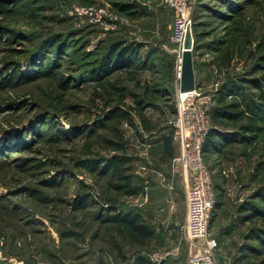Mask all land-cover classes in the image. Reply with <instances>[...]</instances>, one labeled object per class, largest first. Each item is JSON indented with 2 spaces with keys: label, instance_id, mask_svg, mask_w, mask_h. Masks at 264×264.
Instances as JSON below:
<instances>
[{
  "label": "rangeland",
  "instance_id": "374dc122",
  "mask_svg": "<svg viewBox=\"0 0 264 264\" xmlns=\"http://www.w3.org/2000/svg\"><path fill=\"white\" fill-rule=\"evenodd\" d=\"M117 2L0 0V264H157L152 254L177 247L179 255L162 264H187L184 219L169 229L168 239L158 227L160 235L145 250L125 244L99 223L117 196L99 168L116 156L129 161L141 186L137 196L119 197L120 210L139 209L136 200L147 183L149 192L154 188L152 179L158 177L165 180L161 186L170 199L176 192L182 196L169 212L171 221L184 217L181 173L174 158L164 160L158 143L170 134L177 111L175 93L158 87L176 80L174 15L159 0L151 5L130 0L142 6L136 15L119 12ZM76 5L107 10L118 18V29L74 17ZM193 14L202 92L215 102L227 84L248 103L261 90L243 81L264 86V0H194ZM116 31L158 50L156 66L138 72L133 83L126 72L94 82L89 70ZM122 112L128 119L120 117ZM207 164L219 203L210 216L219 241L217 264H264V216L241 211L255 204L264 213L259 197L264 194V128L252 144H232L208 155Z\"/></svg>",
  "mask_w": 264,
  "mask_h": 264
},
{
  "label": "trees",
  "instance_id": "16d2710c",
  "mask_svg": "<svg viewBox=\"0 0 264 264\" xmlns=\"http://www.w3.org/2000/svg\"><path fill=\"white\" fill-rule=\"evenodd\" d=\"M115 6L122 14L131 15H136L134 13L139 11L142 7L141 4L137 2H130V0H118ZM195 22L194 16V28H196ZM111 33V42L106 46H102L103 51L101 56H98L100 59L97 58L98 60L96 59L94 62L95 66L93 69L89 70V76L92 81L101 83L102 81L111 78L118 72H126L127 75L132 76L133 83L135 82L134 77L138 78L139 76L138 72L149 71L156 66L154 63V57L159 54L158 50H156L158 53L155 55L156 52L150 50L148 46H145V44L127 40V38L123 37L125 34L122 31ZM193 36V54H195L198 51V35L194 32ZM160 57V55L157 56V59ZM160 59H162V57ZM163 63L167 62L164 61ZM161 66L167 70L169 68V65L163 64ZM243 83L251 84L257 89H260V94H255V96H253L250 101L246 103V101L241 100L239 94L237 91L233 90L232 86H228L227 84L224 85L221 93L215 99L214 106L210 112L212 128L209 131L204 144V159L206 163L208 155L220 152L232 144L239 143L243 145H250L258 139L259 135L263 131L264 86L261 82L251 79H245ZM158 84L159 90L161 91L163 89L164 94H172L176 91L173 83L171 84L167 80ZM230 84L234 85V82H230ZM197 87H201V84L198 82ZM233 96H236L237 98L230 101L229 99H233ZM138 103L141 111L146 109V106L142 101L139 100ZM119 115L124 120L128 119V115L125 112H122ZM243 120H246L245 124L239 125V123ZM228 123H233L239 126L237 129L236 127L230 128ZM230 130L231 132L228 133ZM158 143L161 147V151L163 152L164 160H172L176 154V146L173 141V128L171 129L170 134L163 136ZM99 169L100 174L109 177V189L117 194L115 198H111V200H109L111 207L110 214L100 216L99 223L104 227H108V229L112 232H115L125 244L130 245L137 250H145L150 241L158 237L156 227L145 219L144 209H130L128 211H122L118 207L120 203L119 197L137 196L141 192L139 182L131 173L129 161L123 157L116 156L109 161L105 168ZM259 197L264 202V194H261ZM217 206H219V203L215 204L213 210L217 208ZM241 211H251L253 213L252 217H256L258 215L261 216L262 214V216H264V213L258 212V208L255 204H247ZM211 225L210 219V229L212 227ZM263 237L264 235H262V238ZM114 248L121 258L125 257L116 241H114ZM137 264L151 263L147 260H141L138 261Z\"/></svg>",
  "mask_w": 264,
  "mask_h": 264
},
{
  "label": "built area",
  "instance_id": "2783aa9c",
  "mask_svg": "<svg viewBox=\"0 0 264 264\" xmlns=\"http://www.w3.org/2000/svg\"><path fill=\"white\" fill-rule=\"evenodd\" d=\"M161 4L173 11V42L177 45L179 54L181 46L185 45L188 32L193 34L194 0H161ZM71 14L105 26L107 30H117L119 27L118 18L109 15L103 8L76 5ZM175 100L177 111L172 128L178 153L173 163L175 170L181 173L185 186L186 215L183 232L188 246L187 264H217L219 241L210 229V216L216 197L213 174L204 159V144L212 128L210 112L214 100L200 88L188 93L178 90ZM163 183L165 180H162ZM144 192L136 200V208L144 209L150 201L148 183ZM168 203L172 204L173 200L169 199ZM179 253L180 248L177 247L169 252L154 253L150 257L154 263L162 264Z\"/></svg>",
  "mask_w": 264,
  "mask_h": 264
},
{
  "label": "crops",
  "instance_id": "0c3cea01",
  "mask_svg": "<svg viewBox=\"0 0 264 264\" xmlns=\"http://www.w3.org/2000/svg\"><path fill=\"white\" fill-rule=\"evenodd\" d=\"M137 1H142L143 3L151 5L152 2H155L157 0H137ZM178 58H179V54H178ZM178 82H179V65H178V69L176 73V80H174V87L176 89L175 94L178 91ZM196 82H198L197 77H196ZM152 180H154L153 183L155 186L149 192L150 201L148 203L149 205L147 209L144 208L145 210L144 217L149 223L155 226L156 229H160L158 227L162 226L163 229H161V233H162L161 235L163 237H167L168 239L169 237H171V235H173L171 230L169 229L177 225L180 226L183 219L185 221V215H186L185 200H184V217L177 216L175 217V219H173L174 221H171V216L169 217V212L171 213V211L174 210L176 205L179 202H181L180 199L182 196L179 192H176L172 198L173 203L169 204L168 200L170 199L169 198L170 194L168 191L164 190V188L161 186L162 179L158 177H153ZM157 180L160 182H157ZM183 197H185L184 194H183Z\"/></svg>",
  "mask_w": 264,
  "mask_h": 264
},
{
  "label": "water",
  "instance_id": "95a60500",
  "mask_svg": "<svg viewBox=\"0 0 264 264\" xmlns=\"http://www.w3.org/2000/svg\"><path fill=\"white\" fill-rule=\"evenodd\" d=\"M194 36L189 31L184 46L179 51V82L178 90L181 93L195 91L197 87L194 63Z\"/></svg>",
  "mask_w": 264,
  "mask_h": 264
}]
</instances>
